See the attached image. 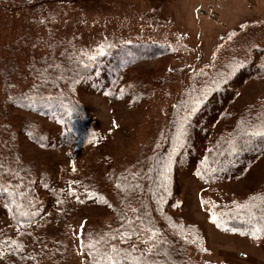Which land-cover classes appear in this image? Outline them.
<instances>
[{"label": "trees", "instance_id": "obj_1", "mask_svg": "<svg viewBox=\"0 0 264 264\" xmlns=\"http://www.w3.org/2000/svg\"><path fill=\"white\" fill-rule=\"evenodd\" d=\"M113 2L0 1V264L64 263L68 240L73 247L78 240L86 264H192L189 249H207L202 230L180 217L181 170L207 187L201 204L219 232L264 239V187L213 197L264 158V99L235 107L247 84L264 80L263 27L251 22L228 33L207 64L182 78L178 67H136L144 58L166 59L165 48L114 44ZM101 19L102 26L91 23ZM89 93L111 105L151 107L154 135L123 171L105 156L107 138L84 100ZM12 110L22 117L14 120ZM20 135L66 154L69 168L55 176L24 162ZM81 159L94 165L82 171ZM92 206L107 208L112 223L90 217Z\"/></svg>", "mask_w": 264, "mask_h": 264}, {"label": "rangeland", "instance_id": "obj_2", "mask_svg": "<svg viewBox=\"0 0 264 264\" xmlns=\"http://www.w3.org/2000/svg\"><path fill=\"white\" fill-rule=\"evenodd\" d=\"M0 1L24 3L26 0ZM112 1H114V14H117L112 24L117 34L112 36L114 44L145 43L150 46L156 45L159 50L165 48L169 51L166 59L170 62L166 59L160 60L162 56L157 59L144 58L136 62V67L158 68L163 64L167 69L163 68V70L167 72L178 67L182 70L180 74L182 78L188 77L196 71L195 69L207 64L222 38L228 33L251 22L258 23L264 29V0ZM140 14H144L147 18L143 20L139 17ZM133 15L136 16L131 18ZM125 18L127 19L123 20ZM103 22V19L99 22L91 21L101 26ZM7 31H10L9 27ZM170 90L175 88L171 87ZM257 99H264V80L247 84L238 95L235 107L241 108ZM84 100L97 125V131L107 138L108 147L105 156L110 157L111 167L123 171L145 140L154 135L148 119L151 107L147 109L144 105L137 108L126 103L111 105L100 93H89ZM170 104V101L159 104L162 114L167 112L164 109L169 108ZM12 112L14 120L22 117L18 111L12 110ZM40 121L50 126L46 120L40 119ZM19 147L24 162L37 163L40 168L49 167L52 175L57 176L60 168H63L61 166L65 168L70 166L66 154L42 150L24 135H20ZM89 165L94 163L81 159L79 169L83 171L82 167ZM179 181L186 200V207L180 217L186 223L196 224L202 230L207 249L200 254L194 249H189L187 258L192 264H214V262L215 264H264V239L253 241L246 237L219 232L208 220L201 204L200 196L207 187L185 170L180 171ZM260 187H264V158L250 170L244 180L219 186L213 197L219 201L218 195L223 194L225 199L231 200L233 197L250 195ZM85 211L90 217L99 218L101 222L112 223L113 216L107 208L92 206ZM75 223L81 225L77 219ZM67 242L70 245L69 260L64 263L54 261L49 264H86L80 256L78 240L75 241L74 247L70 240Z\"/></svg>", "mask_w": 264, "mask_h": 264}, {"label": "snow or ice", "instance_id": "obj_3", "mask_svg": "<svg viewBox=\"0 0 264 264\" xmlns=\"http://www.w3.org/2000/svg\"><path fill=\"white\" fill-rule=\"evenodd\" d=\"M262 135H264V133H261ZM113 264H115V262H113Z\"/></svg>", "mask_w": 264, "mask_h": 264}]
</instances>
